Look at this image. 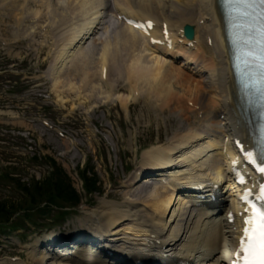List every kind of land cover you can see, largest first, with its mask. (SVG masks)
<instances>
[{
    "label": "rangeland",
    "instance_id": "374dc122",
    "mask_svg": "<svg viewBox=\"0 0 264 264\" xmlns=\"http://www.w3.org/2000/svg\"><path fill=\"white\" fill-rule=\"evenodd\" d=\"M28 1L30 5L22 22L19 20L20 13L14 18L0 1V172L7 166L16 169L20 183H27L31 178L41 180L47 173L44 161L48 158L78 191L77 171L85 170L89 176H94L100 195L91 198L81 195V201L73 212H69L62 225L47 227L36 233L30 228L25 241L29 250L6 242L0 251V264H30V260L39 258L34 244L48 231H73L81 227L79 220L85 219L103 224L107 221L101 219L100 214L105 212L102 210L104 205L118 206L122 203L121 195L125 192L122 187L130 185L135 171L143 166L141 153L154 146L163 148L169 144L180 127L179 116L187 120L188 128L195 125L196 117V111L187 115L186 109L190 106L185 104L184 99L181 100L183 102L172 103L178 108L175 113L172 107L158 113L152 110L153 103L139 98L125 109L119 101L130 96V87H135L125 75L127 62H115L108 66V84L99 81V65L91 61L69 62L68 67L61 65L59 70L63 66L62 70L56 74L54 64L66 37L82 26L86 17L81 19L75 14L77 10L74 7V10L71 9L70 0L46 1L49 4L45 0ZM18 2L20 11L22 0ZM33 13H37L35 19ZM110 14L109 9L106 14L109 23ZM114 31V27L109 29L110 33ZM86 45L87 49L93 46L90 40ZM93 47L92 52H85L87 60L100 56V46ZM144 53L150 54L149 51ZM96 72L98 76H95ZM55 82L59 85H54ZM108 95H111V101L107 99ZM43 120L49 122L50 127L60 132L62 137L43 126ZM34 156L38 163L25 166ZM157 189L160 191L159 186H148L144 192ZM17 197L0 183V200L15 201ZM57 213L54 211L50 217L57 216ZM11 257L17 258V261L11 262Z\"/></svg>",
    "mask_w": 264,
    "mask_h": 264
},
{
    "label": "bare ground",
    "instance_id": "6f19581e",
    "mask_svg": "<svg viewBox=\"0 0 264 264\" xmlns=\"http://www.w3.org/2000/svg\"><path fill=\"white\" fill-rule=\"evenodd\" d=\"M0 1L4 9L10 14L12 13L14 18L18 17L21 10H24L22 5L19 11V0ZM46 1L49 2V0ZM28 2L25 4L29 5ZM70 3L71 9L77 10L75 14L81 16V19L86 17V22L83 23V20H79L83 23L82 26L77 27L76 31L66 37L65 45L54 64L56 74L69 62H95L94 65H99L100 74L101 69L108 68L115 62H127L128 71L125 70V75L135 87H130L133 96H125L119 101L125 109L138 96L139 100L144 99L148 100V103L158 104L160 111L169 110L172 107L174 113L178 112V108L174 107L172 103H180L184 99L187 106L191 104L190 108L186 109L187 115L193 114L197 107L199 109L196 113L201 112L202 114V118L198 120L200 128L197 131H195L196 121L194 122L196 126L188 128L187 120L182 119L178 114L179 117H177L181 120L180 127L169 140V145L164 149L154 146L141 153L143 170H153L158 177L165 180L173 179L176 186L166 185L160 191L158 188L146 194L144 190L147 187L134 188L138 184V178L133 179V181L130 180V185L122 187L125 192L121 195L123 198L121 204L118 206L109 204L108 206H101L103 207L102 210L105 211L100 213L101 219H107V221L102 222L101 220L103 224H100L99 221V224H94L93 219L90 221L85 219L83 220L84 223L79 220L78 223L81 226L79 232H74L71 235L82 237V234L88 233L89 230H98V232L103 231L111 237L121 234L125 240H132L137 245H144L147 244L145 238L147 233H154L160 237L165 233L164 238L161 237V239H169L168 248L173 250L174 246L177 247L176 250L178 248L180 250L185 249L187 254L183 255L187 256L194 254L195 264H222L225 252L236 244V231L232 229L237 226H228L227 231H221V226L225 228L223 219L203 224L210 215L193 213L187 206L190 199L188 198L189 201L183 199L185 197L192 198L196 194L190 193L186 196L187 194L178 193L179 196L176 197L177 190L194 185L190 182L181 183L190 177L203 176L208 180L216 177L220 179L218 182L227 179L225 168L220 162V154L217 151V147L223 141L224 127L222 124L226 120L219 121L214 110L222 108V114H225L227 105L229 108L231 104L229 87L232 85V76L229 71L228 55L220 34L221 31L223 35V26L221 21L215 17L213 0H70ZM68 5L70 6V4ZM111 5L114 6V9H120L123 14L125 13L135 19H150L155 21L157 26L166 24L169 27V35L171 34V38L175 40V45L177 40H180V34L177 35V33L184 24L189 23L194 26L196 32V52L189 53L178 48L172 55L159 50V47H149L147 41L139 33L122 25L120 28H114L116 30L114 33H110L102 16H107ZM36 14L33 13V16ZM77 15L75 16L77 17ZM24 19H26V15H19L21 22ZM99 33L101 35L98 37ZM200 35H203L204 39ZM141 39L146 45L142 44ZM89 40L91 45L100 46L98 59L87 60L84 57L87 55L86 51L92 52L94 48L92 46L91 49H87L86 44ZM208 40H211V48H206L204 45L208 44ZM146 46L149 48L148 50H151L150 54L144 53L147 49ZM143 54H145L144 57L141 56ZM176 54L185 56L187 60L185 64H191L193 67L187 70L184 67L185 64L177 65L174 60ZM147 58L149 59L147 60ZM61 65L63 66L59 70ZM54 85L58 86L59 84L55 82ZM109 96L111 97L108 95L107 99L111 101L112 98ZM232 105L236 106L233 102ZM180 110L185 111L183 108ZM243 129L245 132L246 129ZM172 168L178 170L175 171ZM148 179L146 178L143 183H148ZM225 183V188L231 186L229 181ZM230 201L235 204L233 196H231ZM104 216L105 218H103ZM88 223L91 226L94 224L95 227H90ZM167 230L169 231L168 234H166ZM225 234H228L230 241L222 246L221 238ZM115 239L119 240L118 238ZM115 239H110V241ZM222 250L224 252H221ZM85 256V252L82 250L78 252L77 258H84ZM75 258L74 256L72 261L68 263L66 259L57 254H52L51 259L46 258L45 255H40L39 258L30 260V264H91L90 262H78Z\"/></svg>",
    "mask_w": 264,
    "mask_h": 264
},
{
    "label": "trees",
    "instance_id": "16d2710c",
    "mask_svg": "<svg viewBox=\"0 0 264 264\" xmlns=\"http://www.w3.org/2000/svg\"><path fill=\"white\" fill-rule=\"evenodd\" d=\"M0 179L13 181L6 173H3ZM82 179L87 190L95 191L96 180L94 178H88L84 171ZM16 185L26 197L15 201L0 200V230L18 228L22 220L36 222L41 217L49 219L55 211L52 209L59 212L57 217L63 218L68 214L63 210L75 207L79 203V196L69 178L54 164L51 172L42 180L26 184L16 182Z\"/></svg>",
    "mask_w": 264,
    "mask_h": 264
},
{
    "label": "snow or ice",
    "instance_id": "6c2138e0",
    "mask_svg": "<svg viewBox=\"0 0 264 264\" xmlns=\"http://www.w3.org/2000/svg\"><path fill=\"white\" fill-rule=\"evenodd\" d=\"M258 170L264 173V166ZM261 193L264 198V187L261 188ZM242 232L239 251L243 256L238 259L237 264H264V206L249 207Z\"/></svg>",
    "mask_w": 264,
    "mask_h": 264
}]
</instances>
